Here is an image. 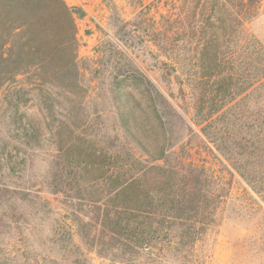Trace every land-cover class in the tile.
Listing matches in <instances>:
<instances>
[{
    "label": "trees",
    "instance_id": "16d2710c",
    "mask_svg": "<svg viewBox=\"0 0 264 264\" xmlns=\"http://www.w3.org/2000/svg\"><path fill=\"white\" fill-rule=\"evenodd\" d=\"M263 1L157 0L144 32L194 126L144 72L120 68L108 88L116 129L84 82V10L0 0V264H194L232 183L196 160L203 147L264 201V45L246 27ZM41 151L56 205L27 179ZM58 207L51 245L25 243Z\"/></svg>",
    "mask_w": 264,
    "mask_h": 264
},
{
    "label": "rangeland",
    "instance_id": "374dc122",
    "mask_svg": "<svg viewBox=\"0 0 264 264\" xmlns=\"http://www.w3.org/2000/svg\"><path fill=\"white\" fill-rule=\"evenodd\" d=\"M66 1L70 6L81 8L85 12V16L78 20L79 56L84 82L90 85L89 100L100 104L107 123L112 128L119 129L120 124L108 88L115 72L120 68H135L144 72L194 126V111L190 100L183 101L175 75L168 73L164 65L167 60L144 32L149 26L148 22L150 23L149 11L152 10V15L156 16L164 10L157 0ZM140 12L147 23L137 18ZM246 27L264 45V1L258 16L248 22ZM210 147L213 149L212 145ZM200 151L195 154L196 160L214 166L225 178L231 179L232 183L227 201L220 212L221 223L210 232L205 242L199 244L194 264H264L263 199L230 168L220 154H212L205 147ZM50 163L48 153L38 152L31 160L27 179L38 185L35 187L36 191L41 190L37 196L55 204V197L49 194L48 187L45 186L51 169ZM54 210L53 215L39 214L33 224L36 226L34 235L25 238V243L38 250L51 245L49 238L60 209L58 207ZM22 246L24 243L21 239L12 250H21ZM177 260L169 259L171 264H186Z\"/></svg>",
    "mask_w": 264,
    "mask_h": 264
}]
</instances>
